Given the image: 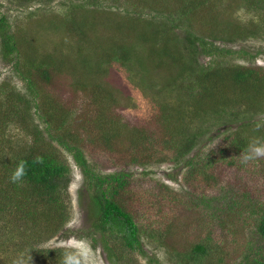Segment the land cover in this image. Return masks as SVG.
Returning a JSON list of instances; mask_svg holds the SVG:
<instances>
[{"label":"trees","instance_id":"16d2710c","mask_svg":"<svg viewBox=\"0 0 264 264\" xmlns=\"http://www.w3.org/2000/svg\"><path fill=\"white\" fill-rule=\"evenodd\" d=\"M166 1H169L168 7L159 8L162 10L159 19L121 14L111 19V23H106L109 22L107 17H101L104 10L92 7L97 6V0L90 6L74 4L65 19L51 22L57 26L54 30L59 32L60 40L53 39V48L45 51L37 47V40L44 35L40 19L33 33L23 29L26 32L22 36V32L13 34L10 23L0 15V57L11 65L24 85L21 94L13 87L0 84V264L63 262V249L30 245L35 221L41 219L51 225L45 237L50 239L64 229L68 220L63 192L71 181V168L59 147L71 155L84 176V186L90 191L92 227L104 236L110 264H124L122 250L139 251L147 256L148 264H163L143 250V231L126 208L133 172H96L84 155L85 149L84 152L81 149L85 147L86 135L70 126L74 117L70 116V111L63 110L57 99L50 96L48 100L43 99L45 103L40 100L47 96L40 92L35 78L54 82L68 73L73 79L70 85L83 95L82 106L92 113L99 148L116 154L120 164L145 166L152 161L183 164V180L188 185L184 191L200 179V167L212 166V162L205 159L208 154L203 156L200 151L191 155L193 149L209 139L210 132L226 133L225 138L237 152L247 148L249 133L264 138V120L253 118L264 114V66L215 59L203 65L196 59L198 47L211 56L244 52L243 49L220 48L213 43L215 39L234 41L259 34L264 36V0ZM240 5L260 13L244 21L234 14ZM76 8L79 12H75ZM198 19L207 25V33L193 30L189 22ZM99 25L114 28L120 34L133 33L143 54L137 52L133 44L118 39L101 41L91 37L89 32ZM66 35L76 38L69 47H64L62 42ZM23 46L28 48L27 54L21 53ZM111 62L123 66L131 63L133 67L127 66L130 67L128 72L133 69L143 92L154 89L157 94L169 97L156 101L154 124L138 122L130 109L134 106L132 98L127 96L119 101L116 89L102 81L107 72L105 64ZM31 105L35 113H31ZM117 108L130 110L120 117L114 112ZM9 124L31 135L32 142L14 146L7 133ZM231 124L236 127L221 130L223 125ZM257 125H260L258 131L255 130ZM38 156L43 158V163L33 162ZM21 160L27 161V174L21 181L12 183L9 178ZM251 203L254 204L247 195L239 200L224 198L225 207L253 220L251 232L257 238L255 244L251 242L248 249L241 252L237 263L223 262L222 256H218L219 264H264L263 204L258 203L256 210ZM105 232L118 241L113 247L115 250L109 247ZM168 233L170 229L166 228L163 234ZM40 240L35 238V242ZM158 241L166 247L170 245L168 241L165 244L162 235ZM172 252L167 258L172 264H207L208 260L212 264L215 260L212 256L218 255L209 234L191 242L185 250Z\"/></svg>","mask_w":264,"mask_h":264},{"label":"rangeland","instance_id":"374dc122","mask_svg":"<svg viewBox=\"0 0 264 264\" xmlns=\"http://www.w3.org/2000/svg\"><path fill=\"white\" fill-rule=\"evenodd\" d=\"M93 1L0 0V15L4 16L10 23V30L13 34L22 32V36L23 32H26L23 29H29V32L33 33L38 25L37 20L40 19L44 25V35L42 39L37 40V47L39 50L45 51L53 48L54 41L60 40L57 38L59 32L54 30L57 26L51 22L65 19L72 5L87 3L86 6H90ZM135 1L97 0V6L92 5V7L97 8V10H104L105 12L102 13L101 17H107L109 22L106 23H111V19L118 18L121 14L133 18L141 16L159 19L162 13L159 8L168 7L167 4L169 3L166 0H143L141 3ZM225 1L222 0V3ZM74 10L79 12L77 8ZM256 12L240 5L234 14L247 21L251 16L256 17L260 13V11ZM200 22L202 21L194 20L189 23L192 24L193 30L207 33V25ZM103 26L99 25L92 29L89 32L90 36L101 41L118 39L126 44H133L132 46L136 47V51L143 54L142 47H137L138 43L135 42L133 33L121 31L123 34H120L116 33L114 28L107 29ZM58 29L61 30L62 28ZM75 40L74 36L66 35L62 42L64 47H69ZM213 43L220 48L231 51L243 49L244 52L211 56L202 52L201 48L198 47L196 59L199 64L206 65L215 59L216 61L225 60L232 63L264 66V36L261 34L234 41L215 39ZM20 48L22 54H27L25 51H28V48H24V46ZM125 65L123 66L119 62L105 64L107 72L102 81L116 89L115 95L119 101L120 99L124 100L127 96L132 98L131 101L134 106L130 109L138 117V122L154 124V115L157 109L156 101L160 100V97L161 99H169V97L166 94H157L154 89L143 92L139 87L138 80L134 77L133 69L132 72H128L133 66L131 63ZM10 66L0 57V84L4 83L23 94V82ZM138 72H135V75H138ZM129 74H131L130 78H128ZM35 79L40 92L47 96L46 98L39 97L42 102L45 103L43 99L51 96V98L57 99L56 101L63 110L71 112L70 116L74 117V120L70 126L75 127L76 130H81L86 135L85 147L81 149L83 152L85 149L84 155L94 166L96 172L101 174L120 170L133 172V186L127 195L125 204L126 208L133 214L140 230L144 233H141V244L149 257H155L163 264H172L167 259L169 255H173L172 250H185L191 242L200 241L209 234L218 251V255L212 256L215 259L212 260L213 263L219 262L218 256H222L223 262L237 263L241 257V252L247 250L251 242L255 244L257 236L251 232L253 220L249 219L247 215H237L225 207L223 203L224 198L231 199L233 197L235 200H239L247 195L250 202L253 201L254 204H251L257 208L256 210L259 209L258 203H262L261 208L264 209V158L250 161L248 164L240 163L242 151H236L234 146L225 138L226 133L218 135L219 133L212 131L209 133V139L193 149L191 153L192 155L202 151L203 156L208 154L205 159L212 162V166L200 167L201 170L198 174L200 179L197 178V181H194L190 188L184 191V187L186 189L188 185H185L183 180L185 172L183 164L153 161L145 166L120 164V161L116 159V154H110L104 148H99L98 129L91 122L92 113L82 106L83 95L70 85L73 79L68 73H63L54 82H43L40 79ZM130 109L120 110L117 108L114 112L121 117ZM35 111L34 105H31V113H35ZM253 118L264 120V114L254 115ZM40 125L42 127V124ZM235 127L236 124H231L229 127L223 125L221 130ZM7 133L11 135L14 146H18L20 142L26 144L32 142L31 135H26L23 130L16 128L13 124L8 125ZM243 134L247 135L248 133L244 132ZM248 137L251 140L254 137L253 133H249ZM53 145L58 146L56 143ZM59 150L71 168V181L67 191L63 192L65 203L68 206V220L64 229L50 239H45V237L48 235L51 225L46 224L41 219L35 221V232L30 239V245L38 248H61L64 252L61 255L62 259L66 252L75 251L72 245L84 241L91 252L89 264H110L108 248L103 241L104 236L92 227V217L89 212L90 191L88 187L84 186V176L78 166L75 165L71 155L61 147ZM166 228L170 229L168 235L163 234ZM160 235L165 237V244L166 241L170 243L169 246L166 247L158 241ZM105 237L109 240V247L115 250L113 247H116L118 241L108 236L107 232H105ZM35 238L41 239L40 242H35ZM184 246L186 247L184 248ZM33 250L37 252L35 248ZM122 252L121 260L124 264H148L147 256L139 251L122 250ZM37 254L40 253L37 252ZM209 261L207 264H211ZM57 264H63V262Z\"/></svg>","mask_w":264,"mask_h":264},{"label":"clouds","instance_id":"9594fccd","mask_svg":"<svg viewBox=\"0 0 264 264\" xmlns=\"http://www.w3.org/2000/svg\"><path fill=\"white\" fill-rule=\"evenodd\" d=\"M243 10L241 9V12ZM260 125L256 126L255 130H259ZM264 158V138L253 137L247 148L242 152L240 163L248 164L250 161L258 160ZM34 163H43L42 157H35ZM76 165V164H75ZM27 161L21 160L18 162L15 170L10 176V182L17 183L21 181L26 176ZM75 251L66 252L64 255L63 264H89L91 257L90 248L84 241H79L72 245ZM31 259L30 256L28 258Z\"/></svg>","mask_w":264,"mask_h":264}]
</instances>
